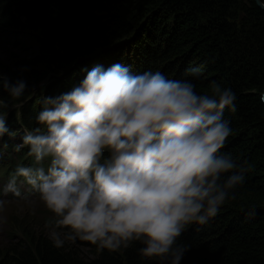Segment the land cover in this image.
<instances>
[{
  "label": "clouds",
  "instance_id": "1",
  "mask_svg": "<svg viewBox=\"0 0 264 264\" xmlns=\"http://www.w3.org/2000/svg\"><path fill=\"white\" fill-rule=\"evenodd\" d=\"M256 3L264 9V0ZM186 72L200 75L198 68ZM26 88L22 77L0 74L9 97L21 98ZM259 99L264 103V90ZM235 100L215 81L198 93L191 80L159 70L96 65L69 91L41 97L38 126L21 137L33 163L17 165L0 192L38 194L52 213L45 228L54 247L82 240L114 251L139 241L142 257L180 264L190 245L178 237L236 199L250 170L247 161L220 151L232 132L223 113L237 110ZM8 110L0 100V137L13 135ZM243 211L256 215L255 207Z\"/></svg>",
  "mask_w": 264,
  "mask_h": 264
},
{
  "label": "trees",
  "instance_id": "2",
  "mask_svg": "<svg viewBox=\"0 0 264 264\" xmlns=\"http://www.w3.org/2000/svg\"><path fill=\"white\" fill-rule=\"evenodd\" d=\"M15 39L31 42L34 52L15 60L14 70L0 64L10 80L22 77L28 85L19 99L0 90V100L16 108L5 121L13 135L0 137L6 157L38 126L41 97L69 91L96 65L123 63L134 74L159 70L191 80L198 93L212 81L231 88L237 110H224L232 132L220 151L247 161L250 170L236 199L178 237L190 245L180 264H264V9L254 0H0V42ZM190 68L200 70L198 78ZM36 86L43 88L37 105L28 99ZM21 152L13 156L25 165L28 147ZM249 207L254 217L244 214ZM13 241L0 250V264H156L138 253L139 241L110 251L77 240L92 249L88 259L73 245L54 247L47 235L20 232Z\"/></svg>",
  "mask_w": 264,
  "mask_h": 264
},
{
  "label": "rangeland",
  "instance_id": "3",
  "mask_svg": "<svg viewBox=\"0 0 264 264\" xmlns=\"http://www.w3.org/2000/svg\"><path fill=\"white\" fill-rule=\"evenodd\" d=\"M98 14H96L97 17H99ZM33 52L32 43L27 40L21 41L15 39L13 41L8 40L5 43L0 42V64L7 70H14L15 60L29 59ZM5 72L6 71L0 68V74H6ZM42 90L43 88H41V86H36L28 99L32 98L33 102L37 101V105ZM15 109L16 108L9 106L8 112L14 111ZM3 180V178H0V186L4 184ZM19 181L20 180H18V182ZM51 217L52 213H50L39 200V196H33L27 200H4L3 205L0 206V250L3 249L8 242L14 240L12 242L14 243L17 241L20 232L47 235L49 237L45 224ZM64 245L75 246L79 254L86 259L91 258L93 255L92 249H90L86 243L66 241Z\"/></svg>",
  "mask_w": 264,
  "mask_h": 264
},
{
  "label": "water",
  "instance_id": "4",
  "mask_svg": "<svg viewBox=\"0 0 264 264\" xmlns=\"http://www.w3.org/2000/svg\"><path fill=\"white\" fill-rule=\"evenodd\" d=\"M254 2L256 3V0H254ZM256 5L259 7V5L256 3ZM260 8V7H259ZM262 9V8H261Z\"/></svg>",
  "mask_w": 264,
  "mask_h": 264
}]
</instances>
